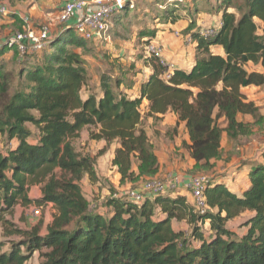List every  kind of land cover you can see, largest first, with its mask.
I'll return each mask as SVG.
<instances>
[{"label": "trees", "instance_id": "16d2710c", "mask_svg": "<svg viewBox=\"0 0 264 264\" xmlns=\"http://www.w3.org/2000/svg\"><path fill=\"white\" fill-rule=\"evenodd\" d=\"M163 1L161 17L174 23L185 4ZM214 1L212 8L221 13L214 37H200L194 18L185 28L196 48L191 69H173L165 79V67L149 58L152 74L135 98L119 91L121 79L113 87L105 75L100 94L82 96L88 86L85 60L69 46L85 50L86 43L70 27L57 26L51 43L35 54L20 58L12 47L0 50V57L11 51L21 65L13 87L0 58V221L7 222L4 215L19 203L52 204L55 210L43 231L16 228L23 237L7 250L0 241V264H24L36 252L43 264H264V158L247 161L249 185L240 194L218 176L208 178L202 211L179 192L146 195L140 203L121 193L104 201L106 211L92 205L80 185L85 175L98 179L95 157L73 146L83 129H90L91 140L117 143L111 165L120 186H133L156 177L160 168L144 116L155 119L170 111L176 126L184 123L189 142L182 144L194 170L210 168L220 158L224 134L249 135L264 120L241 90L264 86V0ZM15 19L22 31V19ZM211 46H219L222 54L212 53ZM34 56L36 61H27ZM244 116L253 117V123ZM32 185L39 187L40 197H28ZM245 211L239 222L243 231L231 230L227 223ZM173 220L187 223L189 231L175 230Z\"/></svg>", "mask_w": 264, "mask_h": 264}, {"label": "rangeland", "instance_id": "374dc122", "mask_svg": "<svg viewBox=\"0 0 264 264\" xmlns=\"http://www.w3.org/2000/svg\"><path fill=\"white\" fill-rule=\"evenodd\" d=\"M241 1L242 0H236L235 5L241 4ZM162 3L163 0H139L135 9L126 10L122 14H117L113 17L104 39L85 41V50L75 46H69L70 49H74L81 53V56L85 60L88 86L82 90V96L90 92L100 94L99 81L102 75L108 77L109 83L113 87L115 80L121 79L122 83L119 86V91L122 93L127 94V91L131 90L133 84L142 77L141 75L145 71L147 61H149L144 46L149 41V28H152L154 31L157 29L156 24L158 21H156V16L158 15L161 18L162 8L158 6L163 5ZM149 5L152 8H149ZM206 6V3L204 6L201 4L203 8ZM193 7L195 6L193 5L191 9ZM181 10L184 12L185 8L181 7L179 12ZM184 13L185 17H192L188 9H186ZM52 17H54V15ZM35 22L38 23V20ZM36 23L34 25L35 27L37 26ZM5 28V25L0 26V39L1 35L6 31ZM169 32L171 33V31ZM71 37L76 40L73 33H71ZM157 43L160 46L162 44L158 41ZM36 58H38V56H34L27 61H36ZM2 61L6 70L12 75V85L14 87L19 81L17 79V73L21 65L16 63L15 59L12 57ZM248 68H257L262 71L260 66L254 67L252 64H250ZM241 90L246 100L253 101L254 104L259 107L260 114L264 116V86L242 88ZM150 118L151 117L147 119V117L144 116L142 125L148 132L152 148L158 151L159 160H164V162H162L163 169L168 168L180 175H202L210 179H212L213 176H218L219 178L226 176L228 177L226 180L227 184H229L230 181H235L239 185H243L246 182V175L243 167L247 161L252 157L264 158V120L252 126V132L249 135L229 138L224 134L221 139L222 148L220 158L214 162L212 161L213 164L210 168L194 170L191 167L193 161L189 158L187 148L182 144L187 139L184 127L180 126L177 128V126H173L167 116L160 120L158 118ZM244 120L250 123L254 121L253 117L250 116L244 117ZM220 124L224 126L223 123L220 122ZM30 127L33 133H36L34 128L32 126ZM89 131L90 129L88 128L84 129L81 135L73 140L75 149L95 157V171L98 179L93 181L85 175L82 180V191L90 199L92 205L95 203L98 205L97 207L105 208L104 201L107 198L110 196L117 197L121 193L125 194L129 191L128 189L138 187L140 182L145 179H139V183L137 182V184L133 186L127 184L122 186L118 185V179L115 178V172L112 170L109 154V150L115 147L116 143L113 142L103 146V142H99V147L97 142L89 139ZM3 142V139L0 137V149L4 145ZM103 148L106 149L105 152L101 154ZM104 174L105 176L101 177ZM162 177L163 176L158 178ZM40 195L41 192L37 185L30 186L28 189L29 198H38ZM50 205L51 206L48 205V207L42 208L35 205L33 202L28 205L19 203L9 214L4 215L3 219L7 222L0 221V241L5 245L3 249L7 250L10 246V242L17 241L23 237L14 232L16 228L24 230L30 226H39V228L41 227L40 230L43 231L45 225L50 222L53 217L54 208L52 204ZM37 207L39 208V214L33 216L31 213L33 209ZM245 216L246 215L242 213L239 216L240 218H237L238 220H231V222H228V227L240 233L243 229L239 228V222ZM175 228L189 231L190 227L185 222H175ZM43 263L44 259L36 252L24 264Z\"/></svg>", "mask_w": 264, "mask_h": 264}, {"label": "built area", "instance_id": "2783aa9c", "mask_svg": "<svg viewBox=\"0 0 264 264\" xmlns=\"http://www.w3.org/2000/svg\"><path fill=\"white\" fill-rule=\"evenodd\" d=\"M168 2L186 3L187 0H167ZM138 0H65L56 17V25L63 29L72 28L75 34L84 41L102 40L112 23L115 15L122 14L126 10H133ZM161 7V6H159ZM0 14H7V8L0 5ZM24 29L16 31L0 41V50L12 47L16 49L21 58L25 54H35L47 48L53 40L50 25L34 27L27 15L21 17ZM221 27V21L200 27L197 32L200 37L208 40L214 37ZM185 40L192 41L190 34L182 35L175 32ZM145 53L149 58L156 59L165 67L163 77L167 79L171 73V65L163 59L162 48L155 39H149L144 46ZM208 178L202 175L183 176L178 173H169L162 178H147L140 182L137 188L128 189L125 197L140 203L146 195L173 192L182 186L188 191L197 208L201 211L205 208L204 190ZM33 216L39 214V208L33 209Z\"/></svg>", "mask_w": 264, "mask_h": 264}, {"label": "crops", "instance_id": "0c3cea01", "mask_svg": "<svg viewBox=\"0 0 264 264\" xmlns=\"http://www.w3.org/2000/svg\"><path fill=\"white\" fill-rule=\"evenodd\" d=\"M203 1L207 4V6L204 8L201 7V4L203 6L205 4ZM64 2H65V0H0V5L5 6L7 8V14H3V15L0 14L1 15L0 26L1 25L6 26V28H5L6 31L4 32L3 35H1L0 41L5 40L6 37H8L9 35L13 34L16 31H18L16 27L18 26V22L20 21L19 19H21V17L24 15H27L30 18L33 26L35 25V23H36L35 21H37V20H38V23H36L37 26H40L43 24L44 25H50L51 35L55 36L56 32H57L56 29L58 28L56 25V17L58 15L60 9L62 8V5L64 4ZM184 4H185V6L183 7V8H185L184 12L186 11V9H188V11L192 15L191 18L195 19V27H194L195 31L198 30L202 26L210 25L216 21H220L221 13L218 11H215V9L212 8L213 5L215 4L214 0H187L186 3H184ZM193 5L195 7H193L191 9V7ZM159 6H161V7H159ZM159 6H158L159 8L163 7L162 5H159ZM149 8H152V7L149 5ZM179 10L177 11L178 18L174 23H171L169 20L163 19L162 17L160 18L157 15L156 16V21H158V23L156 24L157 29L154 31L152 28H149V39H155L158 42L162 43L161 48H162L163 59L166 61V63L168 65H171L172 69H180V70H184V71H189L195 62L196 48H195V42L194 41L188 42L187 40H185L181 36H177L175 34V32H179L182 35L189 34L185 31V28L187 27L191 18L185 17L184 16L185 13L183 12V10H181L180 12H179ZM11 15H15V18H17L19 21H16V19L14 17H12ZM51 15L52 16L54 15V17H52ZM151 31H153V32H151ZM169 31H171V33ZM210 51L212 53L222 54V49L219 46H211ZM11 57H12V52L7 51L0 58L1 59L2 58L9 59ZM152 71H153V69H152V66L150 64V59H149V62L147 61V66L145 67V71L141 75L142 77L140 79H138L137 82H135V84H133V87L131 88V90L127 91V94H126L127 97L135 98V97L139 96L141 86L144 84V82H146L149 79L150 75L152 74ZM248 87H257V86H248ZM248 87H244V88H248ZM147 105H148L147 100L143 99L142 103H141V112L142 113H145L147 111ZM165 116H167V118L170 120V123H172L173 126H176L177 117L173 112L168 111L163 115H158L157 118L160 120V119L164 118ZM244 117H247V116H244ZM147 119H149V117H147ZM180 126L184 127V123L180 122L177 125V128H179ZM184 129H185V127H184ZM82 131H81V133H82ZM81 133H80V135H81ZM185 133H186V130H185ZM186 136H187V133H186ZM92 141L97 142V144L99 142H103V146L105 145L104 141H95V140H92ZM186 142L187 143L189 142L188 136H187ZM114 143H116V142H114ZM98 146H99V144H98ZM116 146H117V143L115 144V147ZM115 147H113L111 150H109V154H110L111 159L113 157ZM154 153L158 158V151L154 150ZM252 158H254V157H252ZM252 158H250V159H252ZM158 162H159L160 168H159V172L156 175V177H161V176H164V175L169 174V173H172V174L176 173V172H173L172 170H169L168 168L163 169V163L162 162H164V160L160 161L158 158ZM193 164H194V161H193L191 167L193 166ZM94 168H95V165H94ZM243 168L245 170L244 172L246 175V182L243 185H239L235 181H230V183L227 184L226 180L228 179V177L224 176L221 178V181L224 182L225 185L231 191H233L237 194L242 193V191L244 189H246L249 185V181L247 178V173H248L249 167L247 164H245V166ZM112 170L115 172V178L118 179V185H119L120 175L118 174L115 167L112 166ZM133 170L136 171V167L134 165H133ZM96 175H97V173H96ZM104 176H105V174L102 175L101 177H104ZM83 178H82V180H83ZM97 178H98V176H97ZM82 180L80 181L81 188H82V182H83ZM176 192H179L180 194L185 195L187 198V201L189 203H192V200H191L192 197H191L190 193L188 191H186L185 189H183L182 186L177 187L173 191V194ZM49 206H51V205H49ZM104 210L107 211V208H104ZM54 211L55 210L53 209V212ZM243 214L247 215L248 211L243 212ZM235 220H238V219H235ZM175 222H178V221L173 220L171 222L172 227L175 230H183L181 228L180 229L175 228ZM229 222H231V221H229ZM227 226H228V223H227ZM184 231L186 232V230H184Z\"/></svg>", "mask_w": 264, "mask_h": 264}]
</instances>
